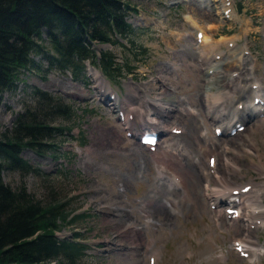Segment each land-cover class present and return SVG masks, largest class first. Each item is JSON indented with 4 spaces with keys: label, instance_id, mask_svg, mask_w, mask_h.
<instances>
[{
    "label": "rangeland",
    "instance_id": "obj_1",
    "mask_svg": "<svg viewBox=\"0 0 264 264\" xmlns=\"http://www.w3.org/2000/svg\"><path fill=\"white\" fill-rule=\"evenodd\" d=\"M190 1L195 0H128L135 10L128 12L125 18L132 33L118 47L94 46L96 52L109 50L119 65L128 64L131 70L117 80L102 77L106 87L102 88L94 79L93 74L100 73L90 65L74 80L68 72L49 68L43 59L35 57L38 69L22 71L14 88L0 93V134L10 136L16 119L21 115L29 117L26 111L51 127L63 128L50 140L54 149L21 151L20 157L32 167V172L21 176L5 170L1 177L12 189L23 185L26 193L43 204L64 203L68 219L76 217L71 223L61 224L55 232L56 238L68 242L73 241V234H79L74 242L85 248L74 264H150L148 259L153 251L151 264H264V226L249 225V221L242 225L232 223L233 219L221 218L224 206L212 208L210 201L200 198L204 192L208 193L204 186L210 181L209 172L220 175L222 170L215 156L218 163L214 170H209L201 155L200 160L195 157L200 153L198 142L201 145L202 141L197 136L201 133L207 138L202 144L213 140L212 148L222 152L221 158L237 167L236 174L225 172L226 179L239 185L263 184L264 115H255L247 123H241L246 129L243 133L242 129L228 135L230 129L222 131V135H214V126L226 124L227 119L213 122L208 116L209 103L205 102L207 106L202 111L198 109L206 70L202 59L193 53V48L202 41L201 37H195V30L202 27L198 29L200 34L212 36L207 43L222 52L218 72L208 75L216 79L215 88H223L225 77L239 73L246 77L252 75L254 82L264 88V0H231V5L229 3L235 16L248 28L247 32L241 31L239 20L221 14L223 0L207 1L209 18L191 12ZM42 39L47 46L44 35ZM235 47L247 49V61L240 68L235 62ZM185 48L190 52L184 51ZM254 65L258 67L249 75L246 68ZM159 76H165L167 86L174 89L164 99L172 100L174 108L192 107L196 114L182 113L176 108L167 120L161 119L164 131L159 133L154 152L164 148L181 150L188 156L184 159L188 162L193 157L200 170V175L194 173L196 181L183 174L188 177L187 192L193 203L182 197L181 189H166L177 204L175 214L166 215L168 223L162 221V214L166 212L158 203L154 202L151 209L146 208L150 210L147 218L138 211L157 182L156 165L149 161V154L153 152L137 143L132 131L128 132L124 122L118 120L115 112L119 109L113 108L114 101L108 100L113 92L122 100L124 108L131 110L137 106H129V94L137 89L146 93L151 81H157ZM250 82L239 80L246 88L250 87ZM34 91L52 100L40 108ZM148 96L153 99L155 91L148 92ZM56 102L69 108L68 116L54 111ZM225 109L227 111L228 107ZM129 121H134L133 129L144 127L138 117L131 116ZM174 126L183 129V134L174 133L171 129ZM239 133L241 137H234ZM225 148L231 151L226 152ZM165 160L173 167L171 169L179 170L180 161L172 157ZM254 165H262L263 169L258 170ZM184 171L187 172V168ZM128 224L135 229H125ZM243 230L251 234L255 250H259L251 259H241L239 253L234 252V240L243 237ZM58 261L70 264L63 259Z\"/></svg>",
    "mask_w": 264,
    "mask_h": 264
},
{
    "label": "trees",
    "instance_id": "obj_2",
    "mask_svg": "<svg viewBox=\"0 0 264 264\" xmlns=\"http://www.w3.org/2000/svg\"><path fill=\"white\" fill-rule=\"evenodd\" d=\"M132 11L128 0H0V93L12 90L22 71L38 69L35 57L49 68L68 72L74 80L86 65L108 80L130 73L128 64L119 65L109 50L96 52L94 46H120L132 33L125 20ZM34 93L40 108L52 100ZM54 111L64 116L70 113L57 102ZM26 114L29 117L16 119L10 136L0 134V264H61L59 259L74 264L85 248L74 242L79 234H73L71 242L55 236L61 224L76 218L68 219L65 204H43L26 193L23 185L12 189L2 181L5 170L21 176L32 172L21 151L54 149L50 140L63 131Z\"/></svg>",
    "mask_w": 264,
    "mask_h": 264
},
{
    "label": "bare ground",
    "instance_id": "obj_3",
    "mask_svg": "<svg viewBox=\"0 0 264 264\" xmlns=\"http://www.w3.org/2000/svg\"><path fill=\"white\" fill-rule=\"evenodd\" d=\"M207 1L208 0H197V1L195 0L194 2L190 1L189 8L191 12L209 18L210 15L208 14ZM230 2L231 0L222 1L221 14H224L223 12H225L227 18L239 20V18L235 16L233 12V8L230 6L231 5ZM201 9L202 10L205 9V11H202ZM189 22L191 23L192 26H195L194 22H191L190 20ZM240 24H241V28H240L241 31L247 32L248 28L244 27L242 22H240ZM200 28L198 27V29ZM198 29L195 30L194 33L195 36L197 33H200L201 31ZM211 37L206 33H201V38H202L201 45L193 48L194 49L193 53L197 54L199 59H202V62L204 63L203 67H205L206 70L204 72L206 76L204 79L205 87L202 89L203 95L201 96L202 102L204 104L202 102H199L197 107L198 109L201 108L202 111V109L207 106L206 103H209L210 106H208L209 107L208 116L211 117L213 122H216L218 120L220 121L222 120L221 118L227 119L226 124L222 126L216 125L213 128L214 130L218 129L222 135V131L225 130L229 131L236 124L247 123L248 120L254 118L255 115L261 116L264 114V104H263L264 88L262 87L261 84L254 82V78H252V75H250L252 69L255 68L257 65L246 68L247 70H249L250 76L247 77L243 76L241 75L242 73L241 74L239 73V75L234 74L233 76H231L230 74L227 78L226 77L224 78L225 86L223 88L219 86L215 88V86L213 85L214 84L213 81L215 82L216 79H212L208 75L218 72L219 65L221 64L220 61L222 57L221 56L222 52L219 51L217 46L210 45L209 43H207ZM246 50H247L246 48L236 49V47L233 49V52H237L235 62L237 63V66L239 68L240 66H244V63L247 61L248 57L246 56L247 53H245ZM184 51H186L187 53L190 52L188 48H185ZM239 71L241 72V69H239ZM93 76L95 80L101 83L102 88L106 87V83H104L103 79L99 74L94 73ZM233 77H236L234 78L235 80L231 79ZM166 79L167 78L165 76H159L157 81L155 80L151 81V85L148 87L146 93L145 91L140 92L138 89L133 90L134 93L129 94V96L127 97V102L129 106H137V107H134L131 110L124 108L122 100H119L118 97L114 95L113 108L119 109L122 107L119 111L123 113V118H124L123 121L125 125L134 123V121L132 122L128 121L127 117L130 115L133 116V118L138 117L144 127L153 128L159 132H163L164 124L160 120L163 118L167 120V118L171 117L174 114L175 112L174 110H176V108L178 111H182V113L185 112L186 114H190V115L196 114V111L192 107H187L183 105L184 107L181 106L174 108L172 103H170L172 100L170 101L169 99L167 100L164 99V96L167 95L168 92L174 91L172 87L167 86V84L165 83ZM239 80L251 81L249 85L250 87L246 88L244 86H241ZM233 81H236V84H234ZM129 89H131V87H129ZM151 91H155V96L153 99L149 98L148 96V92ZM255 98L258 99L259 102L254 104ZM225 106L228 107L227 111L225 109ZM171 129H178L180 130L181 134H183L184 132L183 129L175 126L172 127ZM245 130L246 129H243L242 133ZM242 133L236 134L234 137L237 136L241 137ZM197 137L202 142L201 145L198 142V148L200 150V153L196 154L195 157L199 158L200 160L199 156L201 155L202 158L206 159L207 164H208V159L210 157H213L214 158L213 165L211 167H209L208 165L209 170L210 169L214 170L218 161H219L218 166L222 170L220 175L219 174L216 175L215 171L209 172L210 181L208 182V185L204 186L205 191L208 190V193L204 192L203 194H201L200 198H202L203 200L206 199L210 201V204L213 205L215 208L217 206H224L223 215L221 214V218L224 219L230 218L228 214H226L225 212L227 209L236 208L238 214L235 219H239V220L236 221L233 219L232 223L236 222L242 225L246 221H249L248 222L249 225L260 224L261 226H264V204H263L264 183L260 185L250 184V183L239 185L232 181L230 182L228 179H226L225 172L236 174L238 171L237 167H235L234 165H230L231 162L229 163L227 160H225V158H221L222 152H216L217 151L216 148H212V146L213 145L215 146V144L212 142L213 140H210L211 138L207 136L208 139L211 141L210 144H206V142H204L205 144H202L204 140H207V138H205V136H203V134L201 133H199ZM174 150L170 151L168 148H164L161 149L159 152H153L149 154V161L155 164L157 168V175H156L157 182L154 183L151 188L150 191L151 195L147 196V198L141 202V205L138 208L139 213H141L145 218H147L150 213V210H146V208L151 209L152 204H154V202L158 203V205L163 209V212H166L165 215L162 214L163 222H167L168 220L167 218L168 216H166L167 213L175 214L177 210V204L172 198H170V196H168L169 192L166 193V189L170 187L181 189L183 198L188 199L191 203H193L194 201L191 195H189L190 192L189 193L187 192L188 189L187 188L188 184L186 185L187 176L184 177L183 174L186 173L190 179L196 181V179H194V173L200 175V170L198 169L196 162H194V160L192 159L193 157H190V159L187 162V160L184 158H187L188 156H184V154L180 152L181 150L178 151H174ZM225 151L230 152L231 149L225 148ZM214 156L217 157L218 159L217 163L215 161ZM170 157L174 158L176 161H180L178 162L179 170L171 169L172 167L171 165H170L171 167H169V164L165 159H168ZM184 160H186L185 162L188 163V166L186 165L187 163L184 164ZM180 164H182V166L183 165L185 166L182 167ZM254 166L258 170L263 169L262 165L261 166L254 165ZM185 168H187V172L184 171ZM245 186H250V188L246 191V193H242V189ZM234 190H238L239 192L237 198L233 197L232 195V191ZM245 210H247V212ZM120 213L122 214V212ZM118 216L121 215L119 214ZM147 223L148 222H146L145 225H147ZM126 227L127 228L125 229L131 230L133 226L131 224H128ZM134 229L135 228H132V230ZM243 231H244L243 237L242 238L239 237L238 239L234 240V242H237L235 248L240 247V252H239L240 257L246 254L245 257L251 259L253 255L259 252V250L258 249H256L257 251L255 250L256 244L251 239L250 237L251 234L249 235V232L246 230ZM153 255H155V251L150 253V257H153Z\"/></svg>",
    "mask_w": 264,
    "mask_h": 264
}]
</instances>
